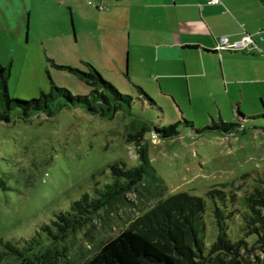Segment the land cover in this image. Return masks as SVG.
Here are the masks:
<instances>
[{
	"label": "rangeland",
	"instance_id": "1",
	"mask_svg": "<svg viewBox=\"0 0 264 264\" xmlns=\"http://www.w3.org/2000/svg\"><path fill=\"white\" fill-rule=\"evenodd\" d=\"M110 1L0 0V66L9 70V97L30 102L41 93L48 94L52 85L74 96L88 95L91 88L85 82L59 68L84 71L85 62L103 71L102 55L95 50L99 36L94 30L99 15L109 10ZM104 44L111 52V44ZM111 73L99 72L120 93L133 98L131 118L121 112L112 119L91 116L82 108H61L52 117L37 114L23 121L21 112L12 109L9 123H0V242L28 240L80 197L111 184L110 167H136V147L126 142L133 128L169 127L184 119L180 111L175 115L168 100L150 97L162 109L163 117L147 102L144 106L138 88L124 76L114 78ZM185 119L194 122L196 130L212 123L210 118L197 116ZM243 128L244 132L235 136L205 132L196 137L180 127V136L173 140H158L154 131L148 132V156L161 178L158 189L146 188L139 197L127 194L128 206L121 205L94 221L88 236L78 234L69 244V259L54 264H81L130 221L154 207L157 200L176 193L206 201L204 241L210 247L217 230L211 213L214 204L205 196L207 190L227 184L230 191L234 185L237 196L242 197L259 177L264 178V119ZM156 193L160 194L157 199ZM235 205L239 213L228 223V234L238 241L243 238L240 228L244 207L241 200ZM228 207L232 209L230 202ZM245 240L251 246L255 237Z\"/></svg>",
	"mask_w": 264,
	"mask_h": 264
},
{
	"label": "trees",
	"instance_id": "2",
	"mask_svg": "<svg viewBox=\"0 0 264 264\" xmlns=\"http://www.w3.org/2000/svg\"><path fill=\"white\" fill-rule=\"evenodd\" d=\"M82 64L84 71L71 67L59 69H66L85 82L91 88L88 95L74 96L69 90L52 85L48 94L41 93L40 98L30 102L9 97V70L0 66V123H9L12 109L21 112L20 119L23 121L37 114L52 117L61 108H82L89 115L99 118L113 119L119 112L131 118L133 98L120 93L95 68L85 62ZM138 90L143 104L147 102L151 109L162 115L155 102L144 95L141 88ZM257 119H264V113L247 120ZM180 127L196 137L205 132L229 136L238 132L240 124L213 120L196 130L193 122L183 119L169 127L152 126L150 129L139 125L133 128L126 142L135 145L139 164L130 169L125 165L110 167L111 184L101 189L95 188L92 195L80 197L70 205L68 211L58 213L28 240L1 241L0 264L8 261L17 264H54L56 260L65 262L69 259L68 247L77 235L88 236L94 221H100L121 205L128 206L127 194L139 197L146 188L158 189L161 178L148 156L149 145L145 136L154 131V137L158 140H173L180 136ZM231 187L233 190L229 191L227 184L216 185L205 194L214 204L211 213L217 230L210 247L204 241L206 201L188 193H176L167 199L157 200L154 207L130 221L124 230L114 238L107 239L95 254L81 264H264V178L259 177L257 184L246 190L242 197L237 196L234 185ZM159 197L160 194L156 193L154 198ZM240 200L244 207L240 228L243 238L233 241L228 234V223L234 221L239 213L235 203ZM229 202L232 204L230 210ZM248 237H255L251 246L245 240Z\"/></svg>",
	"mask_w": 264,
	"mask_h": 264
},
{
	"label": "crops",
	"instance_id": "3",
	"mask_svg": "<svg viewBox=\"0 0 264 264\" xmlns=\"http://www.w3.org/2000/svg\"><path fill=\"white\" fill-rule=\"evenodd\" d=\"M219 1H110L94 30L103 71L93 65L168 100L184 119H232L244 132L264 109V0ZM245 35L253 38L248 49H218L222 37L233 43Z\"/></svg>",
	"mask_w": 264,
	"mask_h": 264
},
{
	"label": "built area",
	"instance_id": "4",
	"mask_svg": "<svg viewBox=\"0 0 264 264\" xmlns=\"http://www.w3.org/2000/svg\"><path fill=\"white\" fill-rule=\"evenodd\" d=\"M209 4L217 6L220 4L219 0H207ZM99 9L103 10L104 7H98ZM227 37H222L218 41V49L227 50V51H244L248 49V47L253 44V38L250 35H245L241 39L229 43Z\"/></svg>",
	"mask_w": 264,
	"mask_h": 264
}]
</instances>
